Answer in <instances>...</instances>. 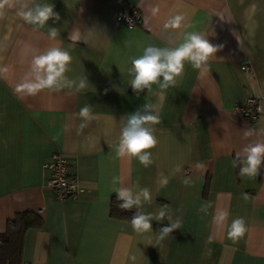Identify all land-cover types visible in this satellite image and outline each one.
Wrapping results in <instances>:
<instances>
[{"label": "crops", "instance_id": "0c3cea01", "mask_svg": "<svg viewBox=\"0 0 264 264\" xmlns=\"http://www.w3.org/2000/svg\"><path fill=\"white\" fill-rule=\"evenodd\" d=\"M23 2L0 8V234L19 213L41 222L24 234L21 264H264V163L253 177L233 164L245 146L264 141V111L249 124L233 110L249 98L264 105V0H29L53 4L59 14L43 27L17 14ZM130 10L142 21L131 30L115 21ZM176 15L182 27L165 28ZM76 28L84 34L72 42ZM185 32L205 33L219 50L201 69L185 62L163 95L155 84L136 94L131 60L148 45L175 46ZM53 46L71 55L65 75L76 84L18 92L33 55ZM81 79L85 87L77 90ZM145 102L157 105L160 118L151 125L157 144L147 150V167L116 154L121 118ZM86 105L87 120L79 115ZM56 152L84 190L76 200L59 202L45 187L43 166ZM122 187L149 189L143 211L153 216L152 230L138 233L110 217ZM161 209L166 217L158 220ZM221 210L228 215L218 226ZM168 216L180 227L161 238ZM238 217L246 231L230 238Z\"/></svg>", "mask_w": 264, "mask_h": 264}, {"label": "clouds", "instance_id": "9594fccd", "mask_svg": "<svg viewBox=\"0 0 264 264\" xmlns=\"http://www.w3.org/2000/svg\"><path fill=\"white\" fill-rule=\"evenodd\" d=\"M7 0H0V8L4 7ZM24 0L20 10L17 13L26 23L43 27L50 19L60 20L58 13L54 11L53 4L31 3ZM255 8V5L252 6ZM184 17L176 15L168 20L165 28L179 29L182 27ZM92 30H86L87 35H91ZM79 28L74 29L69 39L72 42L82 41V35ZM49 35L56 37L57 28H51ZM207 35L201 32H185L182 41L175 46L156 47L148 45L144 48L143 54L131 60V67L127 69L130 79V86L138 94L145 89L151 91L152 85H158L163 92L176 83L184 71V64L188 62L194 69H201L206 66L209 58L219 50V46L212 45L207 39ZM83 42H86L83 40ZM72 60L68 51L60 47H50L38 55H33L31 66L22 81L17 85L18 92L27 94H36L43 89H59L63 87H72L75 81L69 80L65 73L68 71V65ZM6 71V69H0ZM162 78V79H161ZM85 87V80L81 79L77 90ZM258 111H264V105L258 108ZM79 115L83 118L91 119L90 106H84L80 109ZM160 122L157 105L145 102L134 113L127 114L121 118V133L117 146L118 157H135L145 167L152 163V153L147 151L157 144L154 135L155 129L151 126ZM252 133L245 132V136ZM260 135H264V128L260 129ZM239 162V174L241 176H256L264 163V141H257L245 146L241 151L236 153V159L233 161L236 166ZM113 182L116 180L114 178ZM186 184L187 180L184 181ZM166 183V181H165ZM117 199L123 201L119 207L123 210L136 208L132 215L131 225L138 233H144L152 230L153 216L143 211V203L150 202V191L148 188L140 189L133 192L129 188H120L115 191ZM204 206L200 211L207 213L208 207ZM166 207V206H165ZM227 212L218 211L214 217V222L218 226H223L227 218ZM166 212L161 209L157 219L163 220ZM167 219L170 221L169 226L160 229L161 238L168 233L173 232L180 227V220L172 222L171 216ZM246 231L245 221L243 218H236L232 221L228 235L230 238L242 237Z\"/></svg>", "mask_w": 264, "mask_h": 264}, {"label": "built area", "instance_id": "2783aa9c", "mask_svg": "<svg viewBox=\"0 0 264 264\" xmlns=\"http://www.w3.org/2000/svg\"><path fill=\"white\" fill-rule=\"evenodd\" d=\"M116 23L131 30L141 26V16L137 10L119 12L115 17ZM248 65L243 67L247 70ZM234 112L240 114L249 124H253L258 116V99L249 98L242 107H235ZM48 174L45 187L51 190L59 202L76 200L84 194V190L78 185L77 179L69 174V163L60 153H54L50 161L43 166Z\"/></svg>", "mask_w": 264, "mask_h": 264}, {"label": "trees", "instance_id": "16d2710c", "mask_svg": "<svg viewBox=\"0 0 264 264\" xmlns=\"http://www.w3.org/2000/svg\"><path fill=\"white\" fill-rule=\"evenodd\" d=\"M123 201L112 199L110 217L131 224L136 208L123 210L119 204ZM39 218L33 213H19L7 223L6 231L0 234V264H21V250L25 232L40 227ZM158 230H160L158 228Z\"/></svg>", "mask_w": 264, "mask_h": 264}]
</instances>
